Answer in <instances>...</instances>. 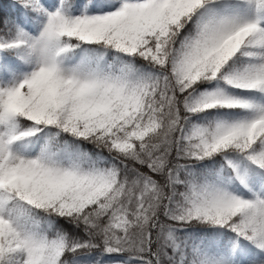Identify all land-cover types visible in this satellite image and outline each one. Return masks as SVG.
Masks as SVG:
<instances>
[{"label": "snow or ice", "instance_id": "snow-or-ice-1", "mask_svg": "<svg viewBox=\"0 0 264 264\" xmlns=\"http://www.w3.org/2000/svg\"><path fill=\"white\" fill-rule=\"evenodd\" d=\"M0 264H264V0H0Z\"/></svg>", "mask_w": 264, "mask_h": 264}]
</instances>
